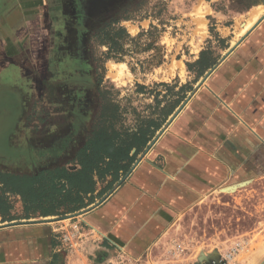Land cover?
<instances>
[{
  "label": "crops",
  "instance_id": "0c3cea01",
  "mask_svg": "<svg viewBox=\"0 0 264 264\" xmlns=\"http://www.w3.org/2000/svg\"><path fill=\"white\" fill-rule=\"evenodd\" d=\"M39 6L41 11L36 9ZM261 6L264 0L248 6L241 3L230 15L219 13L217 31L224 49L213 58L211 49L202 50L212 62L204 75L211 68L212 72L201 85H194L181 112L121 184L118 181L77 217L48 216L54 219L22 223L18 222L45 217L13 219L17 223L0 226V264H102L104 256L111 254H139L194 195L207 193L226 180H246L242 186L248 187L262 181L264 11L253 27L242 32ZM226 19L233 24L227 25ZM45 26V0H0V74L11 66L16 68L18 82L26 88H14L21 94L22 108L32 98H45L49 83L72 80L63 73L64 68L71 69L60 46L64 32L59 27L54 33L47 31L52 37L47 40ZM55 65L62 73L59 76ZM18 120L9 135L11 142L14 136L19 140L9 141L15 148L14 161L23 155L18 147H43V157L37 156V162L60 163L66 151L59 147L67 133L53 137L44 132L48 123ZM29 153L33 155L34 149ZM237 183L221 191H238ZM229 188L232 191H226ZM75 222L79 229L73 231ZM71 232L75 236L65 241Z\"/></svg>",
  "mask_w": 264,
  "mask_h": 264
},
{
  "label": "rangeland",
  "instance_id": "374dc122",
  "mask_svg": "<svg viewBox=\"0 0 264 264\" xmlns=\"http://www.w3.org/2000/svg\"><path fill=\"white\" fill-rule=\"evenodd\" d=\"M253 1L259 0H45L46 32L62 29L61 48L73 52L69 57H80L78 50L83 48L81 57L86 65L76 68L81 60L69 58L76 77L68 83H49L45 98H32L24 108L21 94L14 89L26 90L18 82L16 68L11 66L0 74V169L31 174L43 164L37 162V156L43 157V147H18L23 155L14 161L15 148L9 144L19 140L14 136L11 142L9 135L18 118L30 124L48 123L42 131L53 137L67 133L59 147L66 155L59 162L74 167L72 153L98 118L100 90L119 105L123 128L131 131L150 119L164 121L167 112L183 98L155 137L203 77L205 71L201 75L196 64L203 48L211 49L210 58L224 49L225 42L217 31L219 13L233 14L237 5L248 6ZM36 9L41 11L40 6ZM118 18L130 37L122 55L107 59L108 47L94 44L91 37ZM225 21L233 24L230 19ZM81 23L86 35L82 47L78 42ZM45 38H50L49 33ZM111 62L124 63L122 79L110 74ZM54 68L57 74H53H62L57 65ZM72 90L80 92L82 99H73ZM42 131L37 134L42 135ZM232 183L236 181H223L207 193L194 195L192 202L183 203L171 223L139 254H111L104 256L102 264H264V179L249 187L239 186L238 191H221ZM12 201L14 213L23 214L19 197L13 196Z\"/></svg>",
  "mask_w": 264,
  "mask_h": 264
},
{
  "label": "trees",
  "instance_id": "16d2710c",
  "mask_svg": "<svg viewBox=\"0 0 264 264\" xmlns=\"http://www.w3.org/2000/svg\"><path fill=\"white\" fill-rule=\"evenodd\" d=\"M123 19L129 18L124 17ZM80 26L78 42L82 47V41L85 40L86 35L82 30L84 27L82 23ZM129 37L130 34L124 26L120 25V18H118L100 27L91 39L98 46L108 47L105 57L109 59L124 53V43ZM82 51L83 48L78 50L80 57ZM202 53L196 61L200 67L201 75L212 63L208 58H205L204 52ZM70 54L73 52L70 53L66 50V60L77 57L76 59L81 62L76 68L78 66L85 67L84 58L81 57V59L79 55L69 57ZM87 67H90L89 63ZM63 73L66 76L76 77L74 67L68 71L67 68H64ZM81 95L80 92L78 94L77 90H74V98H72L76 100L79 99L78 97L81 98ZM100 95L102 105L95 125L82 145L73 153L71 152V163L74 167H69L67 163L50 166L45 163L38 172L31 174L0 169V222L48 216L64 217L67 214L88 208L96 198H101L115 187L161 128L167 117L183 100V98L178 100L177 104L167 112L164 121L150 119L145 125L131 131L123 128L119 105L104 95L102 90H100ZM54 149H51L50 152H53ZM99 185L101 188L97 191ZM13 196L19 197L23 204V214L14 213Z\"/></svg>",
  "mask_w": 264,
  "mask_h": 264
},
{
  "label": "water",
  "instance_id": "95a60500",
  "mask_svg": "<svg viewBox=\"0 0 264 264\" xmlns=\"http://www.w3.org/2000/svg\"><path fill=\"white\" fill-rule=\"evenodd\" d=\"M234 46H232L227 53H229ZM213 68H211L210 70L207 71V73L201 78V80L199 81L198 85H201L206 78L209 76V74L212 72ZM190 96H188L183 102L182 104L177 108V110L171 115V117L169 118V120L167 121L166 125L163 126V128L158 132V134L152 139V141L149 143V145L147 146V148L143 151V153L141 154V156L138 157V159L132 164V166L130 167L129 171L123 176V178H121L118 182V184H121L125 178H127L131 172L135 169V167L139 164V162L142 160V158L146 155V153L149 151V149L154 145V143L159 139V137L163 134V132L166 130L167 126L175 119V117L181 112V110L183 109V107L186 105V103L189 101ZM246 180L241 181V182H236L237 184H239V186H242L244 184H246ZM235 183V184H236ZM102 200H104V198H102ZM86 210H80L74 213H70L67 214L66 216L62 217V218H74L77 217L81 214H83ZM53 220V217H45V218H40V219H31V220H22L19 221L18 223H22V222H47ZM13 223H17L16 221H12V222H3L0 224V226H7Z\"/></svg>",
  "mask_w": 264,
  "mask_h": 264
},
{
  "label": "bare ground",
  "instance_id": "6f19581e",
  "mask_svg": "<svg viewBox=\"0 0 264 264\" xmlns=\"http://www.w3.org/2000/svg\"><path fill=\"white\" fill-rule=\"evenodd\" d=\"M264 11V6H261L257 11L253 12L251 19L246 22L245 29L242 32H245L250 27H253L257 22L260 14ZM242 30V29H241ZM110 74L116 78L122 79L125 76V65L124 63H114L111 62L109 65Z\"/></svg>",
  "mask_w": 264,
  "mask_h": 264
},
{
  "label": "built area",
  "instance_id": "2783aa9c",
  "mask_svg": "<svg viewBox=\"0 0 264 264\" xmlns=\"http://www.w3.org/2000/svg\"><path fill=\"white\" fill-rule=\"evenodd\" d=\"M71 228L73 231H76L79 229V225H78V222H75L71 225ZM75 234L73 232L71 233H67L65 236H64V240L67 241V242H70L71 241V238L74 237Z\"/></svg>",
  "mask_w": 264,
  "mask_h": 264
}]
</instances>
